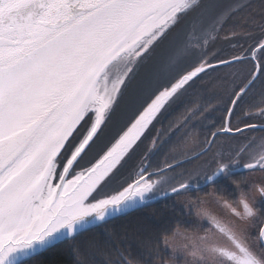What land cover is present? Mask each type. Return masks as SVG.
Here are the masks:
<instances>
[{
	"label": "snow or ice",
	"instance_id": "1",
	"mask_svg": "<svg viewBox=\"0 0 264 264\" xmlns=\"http://www.w3.org/2000/svg\"><path fill=\"white\" fill-rule=\"evenodd\" d=\"M193 16L196 22L185 32ZM221 38L239 51L222 48L213 62L206 58L208 45ZM164 46L166 55L154 59ZM238 63L252 70L232 92L212 136L259 129L260 138L249 134L243 148L226 162L214 157L211 166L188 167L211 151L212 141L157 171L145 155L135 176L119 183L155 124L201 74ZM257 83L264 87V0L212 6L204 0H0V264H61L70 239L161 191L200 192L201 178L211 187L242 160L248 173L264 174V92L259 103L250 96ZM126 99L133 110L129 121L94 163L82 167ZM234 115L241 124L232 123ZM149 143L151 153L159 135ZM169 169H184L170 192L161 187ZM238 191L239 208L217 199L219 193L206 194L235 218L228 224L207 207L212 202L196 197V214L210 227L204 235L177 229L173 235L186 241L179 247H170L165 236L161 243L173 264H264V203L257 206L249 195L264 201V180ZM118 255L110 264H168L158 249L147 259Z\"/></svg>",
	"mask_w": 264,
	"mask_h": 264
},
{
	"label": "rangeland",
	"instance_id": "2",
	"mask_svg": "<svg viewBox=\"0 0 264 264\" xmlns=\"http://www.w3.org/2000/svg\"><path fill=\"white\" fill-rule=\"evenodd\" d=\"M221 2L222 3H233L234 0H204V4L206 6H212L214 4L221 3ZM195 22H196L195 16L189 17L184 23L183 30L185 32L189 31ZM222 48L227 49L229 51H239V47H237L236 49H232L231 45L224 43L223 38H221V41L215 44L214 46L212 44L208 45V51H207L206 58L215 62V59L218 56V54L221 53ZM166 51H167L166 46L162 47L161 49H158L154 59L162 58L163 56L166 55ZM250 69H251V64H248V63H245V64L238 63L234 67L225 66L221 68L220 70L209 69L206 75L201 74L203 76L202 80H204V82L207 83V86H204V87L201 86V90H198L199 87H196V86L192 89H189V91L183 97H181V100L179 102L172 105L170 108L166 110V112L162 115V117L159 119V121L155 124L153 129L150 131V134L152 133V135H154L152 138H155L157 135H159L160 137V144L158 148L164 145L170 139V147L167 151V155L164 160L165 163L166 161H171L173 157H180L184 159L188 155L194 154L197 151H201L203 147L209 146V141H212L210 145L211 151L206 156H204L203 159L197 161L194 165L189 164L188 167L189 168L199 167L200 165H204L206 162H207V165L211 166L213 165L214 157L216 159H222L226 162L227 159L230 156H232L238 149L243 148L248 143L249 134L251 136L256 137L257 139L260 138L261 133L259 129L248 130V133L244 135L229 134V133L218 134L215 138H213L212 134H209L210 131H212V129L216 130L221 125L223 120L225 119L226 115L225 114L221 115L220 111L223 110L224 106L227 104V101L229 100V97L231 96L232 92L237 87L242 86L247 82ZM142 75L143 73H141V76ZM213 76H216L215 79H211ZM139 79L140 78L138 77V80ZM135 87L136 85L134 84L133 89H135ZM190 93H193L194 95H191ZM187 95H188V98L186 97ZM257 103H259V101ZM175 106H178L179 109H178V113L173 115L174 118L169 119L170 123L173 125L172 128L169 127L170 125L169 124L164 130H162V121L165 119L166 116H168L172 112L173 109H175ZM199 110H202L204 115L198 116L197 112ZM132 111L133 110L130 107L127 99L121 103L120 107L117 109L115 115L113 116L112 123L109 125V129L107 130L105 136L96 145V147L93 148V150L89 152L87 156L84 157V160L82 161V164H81L82 167L90 166V164L94 163L96 159L99 158L103 150H105L107 146H110L116 134L129 121L132 115ZM210 114L215 115L216 124H213V122H211L212 123L211 126L205 127V125L207 124L205 123V121L208 115ZM241 120H242V117L239 115H234L232 117V123L234 125L241 124ZM203 124L204 126L202 127L201 125ZM170 128L176 129L180 133L171 139L172 136L170 135L169 137L167 135ZM116 129H118V132L112 134L114 130L116 131ZM171 131L175 132V130H171ZM150 139L146 142L143 141L140 147L136 150L135 154L131 157V159L128 160L127 164L124 166V168L122 169L120 173L119 183L126 182L127 180L135 176L136 172H134V170L132 169H135L136 167V161L138 160L136 157L140 156V153L144 149L146 153L148 152V149L151 147L149 143ZM153 152L154 150L151 152V154ZM148 154L150 153L148 152L147 155ZM138 162L139 161H137V163ZM242 163H243V160L240 165L235 166L233 172L244 169L242 167ZM182 171H184V169H178L176 172H172V170H168V177L166 179V182L163 183L161 187L170 192V186L179 181L180 172ZM246 172L248 171L246 170ZM247 175H248L247 176L248 177V184H247L248 188L249 186L264 180V174L260 172L248 173ZM220 179L226 180L227 177H224V176L218 177L217 181H219ZM119 183L115 184L114 187H119ZM200 184L202 186V189L208 186L204 183V180L202 178L200 179ZM230 186H231L230 189L227 188ZM232 187L238 189L241 186L239 185V187H235L229 183V186H226L227 191L232 190ZM209 190L210 192H215L212 187H209ZM236 194L238 195V197L241 195V193L238 190ZM249 195L255 197V202L257 206L264 203V201H261L258 194L249 193ZM197 196H199L200 199L206 200L209 202H212V199H213L212 197L208 195L207 196L202 195L201 191L200 192L189 191L187 192L186 195L185 194L165 195L164 191H161L156 196L151 198L149 201L153 202L154 200H157L163 197V198H166V200L173 202L177 206L178 209L184 212L188 220L192 222L193 224H195L194 225L195 228L193 229L189 228L192 230L187 231L184 229H179V232L185 235H190L193 233H199L200 235H204L205 232L208 231V228L210 226L207 220H202L196 214L198 210V206L200 204L199 200L196 199ZM217 199L225 200L220 197H217ZM232 206L237 207V208L240 207L237 202L235 204H232ZM207 207H210L211 210L220 218V220L223 223L228 224V223L235 222V218L230 214V212L226 208L218 206L214 202L207 205ZM198 224L202 225V227L198 228L197 227ZM252 230L255 231V229H252ZM176 232L177 230H175L173 234ZM173 234L168 237L170 240V247L172 243H174L175 246L177 247L186 243L183 235L177 234L174 236ZM209 234L214 235V238L216 240H221L219 233H215V234L209 233ZM165 252L168 254V260H167L168 264H173L171 256L169 255L167 251ZM175 264H183V260L177 259L175 261Z\"/></svg>",
	"mask_w": 264,
	"mask_h": 264
},
{
	"label": "trees",
	"instance_id": "3",
	"mask_svg": "<svg viewBox=\"0 0 264 264\" xmlns=\"http://www.w3.org/2000/svg\"><path fill=\"white\" fill-rule=\"evenodd\" d=\"M251 70L252 65L250 72ZM261 92H264V87L257 83L252 93H250L251 97L256 98L254 103L259 101ZM190 94L194 95L193 93ZM186 97L188 98V95ZM227 107L228 101L223 110L220 111L221 115H226ZM202 115H204L203 112ZM215 119V115L210 114L205 123L211 126V122L216 121ZM215 131L212 129L209 134ZM158 158L156 159L158 165L152 167V171H157L165 166L162 165L164 164L163 157L160 155ZM247 174L246 171H235L230 177H227V182L240 185V189L247 192ZM227 182L217 181L213 184L215 185L214 191L219 193L218 197L235 204L238 201L237 191H227L225 186ZM208 187L201 190L202 195L207 196L206 194L209 193ZM227 188L230 189L231 186ZM194 225L173 202L161 197L153 202L148 201L145 204H140L124 214L112 217L109 223L102 227L95 226L93 230L84 233L75 241L70 239L63 245L61 264H110L111 261L119 259L118 254L121 252L137 258L143 255L147 259V253L153 249H158L160 255L168 260V254L164 251L161 243L162 239L165 236H171L177 229L190 231L195 228ZM73 244L77 249L75 254L72 251ZM31 264H38V261H32Z\"/></svg>",
	"mask_w": 264,
	"mask_h": 264
},
{
	"label": "flooded vegetation",
	"instance_id": "4",
	"mask_svg": "<svg viewBox=\"0 0 264 264\" xmlns=\"http://www.w3.org/2000/svg\"><path fill=\"white\" fill-rule=\"evenodd\" d=\"M215 77L216 76H213L211 79H215ZM201 86H207V83L206 82H204V80H201L200 82H199V84H197L196 85V87H199L198 88V90H201ZM198 92V91H197ZM197 92H195V93H197ZM182 106V105H181ZM178 109H179V107L178 106H175V109H173L172 110V112L168 115V116H166L165 117V119L162 121V130H164V128L165 127H167L169 124V127H171L172 128V124L170 123V121H169V119H173L174 117H173V115H175L176 113H178ZM198 113V112H197ZM198 116H202V110H200V112L197 114ZM216 120V119H215ZM193 122V121H192ZM213 124H216V122L214 121L213 122ZM202 127L204 126V124L203 125H201ZM207 126H209L208 124H206L205 125V127H207ZM169 129V132L167 133V135L170 137V135L172 136L171 137V139L172 138H174V136H177L180 132H178L176 129ZM171 130H175V132H173V131H171ZM116 132H118V129H116V131L114 130V132L112 133V134H114V133H116ZM154 135H152V133L149 135V138L148 139H145V142L146 141H148L150 138H152ZM169 147H170V139H169V141H167L164 145H162V146H160L159 148H157L156 150H154V152L150 155V154H148V156H149V158H148V161H147V163H149L150 164V170L152 169V167H154V166H156V164H157V161H156V159H159L158 158V156H162L163 157V159L165 160V157H166V155H167V151H168V149H169ZM148 153V152H147ZM147 153L145 152V149L140 153V156H138V157H136L138 160L137 161H139L138 163H137V161H136V167H135V169H132V170H134V172H137V170L139 169V167H140V164H141V160L143 159V157L145 156V155H147ZM163 160V161H164ZM163 161H162V163H163ZM158 165V164H157ZM161 165V164H160ZM162 165H165V162H164V164H162ZM170 170V169H169ZM152 171V170H151ZM133 172V173H134ZM233 173H235V172H233ZM232 173V174H233ZM134 177V176H133ZM132 177V178H133ZM221 180V179H220ZM219 180V181H220ZM223 181H228V178L226 179V180H223ZM229 183L230 182H227L226 184H225V186H229ZM231 185H233V186H235V187H239L238 185H236V184H233L232 182L230 183ZM214 186L215 185H212L211 187L214 189ZM208 189V191L210 192V190H209V187L207 188ZM238 189H240V187L238 188ZM238 189H236V188H232V190H238Z\"/></svg>",
	"mask_w": 264,
	"mask_h": 264
},
{
	"label": "water",
	"instance_id": "5",
	"mask_svg": "<svg viewBox=\"0 0 264 264\" xmlns=\"http://www.w3.org/2000/svg\"><path fill=\"white\" fill-rule=\"evenodd\" d=\"M239 171H241V172H245L246 170L242 169V170H239Z\"/></svg>",
	"mask_w": 264,
	"mask_h": 264
}]
</instances>
